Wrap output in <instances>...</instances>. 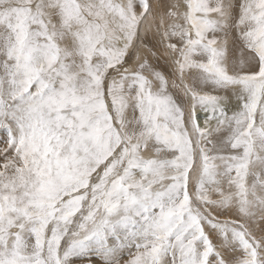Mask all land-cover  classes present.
Listing matches in <instances>:
<instances>
[{
	"label": "snow or ice",
	"instance_id": "6c2138e0",
	"mask_svg": "<svg viewBox=\"0 0 264 264\" xmlns=\"http://www.w3.org/2000/svg\"><path fill=\"white\" fill-rule=\"evenodd\" d=\"M0 264H264V0H0Z\"/></svg>",
	"mask_w": 264,
	"mask_h": 264
},
{
	"label": "rangeland",
	"instance_id": "374dc122",
	"mask_svg": "<svg viewBox=\"0 0 264 264\" xmlns=\"http://www.w3.org/2000/svg\"><path fill=\"white\" fill-rule=\"evenodd\" d=\"M3 145L2 144H0V147H2Z\"/></svg>",
	"mask_w": 264,
	"mask_h": 264
}]
</instances>
